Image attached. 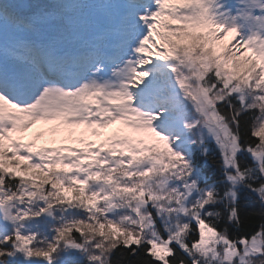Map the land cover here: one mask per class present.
<instances>
[{
	"label": "snow or ice",
	"instance_id": "1",
	"mask_svg": "<svg viewBox=\"0 0 264 264\" xmlns=\"http://www.w3.org/2000/svg\"><path fill=\"white\" fill-rule=\"evenodd\" d=\"M0 264H264V0H0Z\"/></svg>",
	"mask_w": 264,
	"mask_h": 264
}]
</instances>
